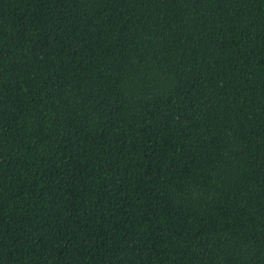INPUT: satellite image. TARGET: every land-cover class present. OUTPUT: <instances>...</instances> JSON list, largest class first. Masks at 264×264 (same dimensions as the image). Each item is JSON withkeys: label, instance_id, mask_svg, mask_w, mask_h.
<instances>
[{"label": "trees", "instance_id": "1", "mask_svg": "<svg viewBox=\"0 0 264 264\" xmlns=\"http://www.w3.org/2000/svg\"><path fill=\"white\" fill-rule=\"evenodd\" d=\"M0 264H264V0H0Z\"/></svg>", "mask_w": 264, "mask_h": 264}]
</instances>
